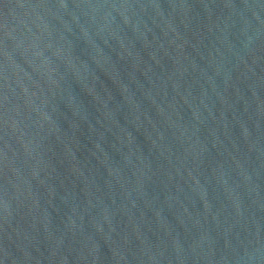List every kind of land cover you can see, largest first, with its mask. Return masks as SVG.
<instances>
[{"label": "water", "instance_id": "95a60500", "mask_svg": "<svg viewBox=\"0 0 264 264\" xmlns=\"http://www.w3.org/2000/svg\"><path fill=\"white\" fill-rule=\"evenodd\" d=\"M0 264H264V0H0Z\"/></svg>", "mask_w": 264, "mask_h": 264}]
</instances>
